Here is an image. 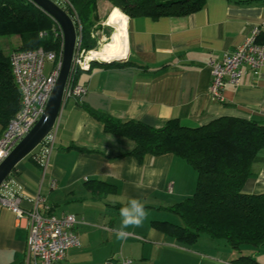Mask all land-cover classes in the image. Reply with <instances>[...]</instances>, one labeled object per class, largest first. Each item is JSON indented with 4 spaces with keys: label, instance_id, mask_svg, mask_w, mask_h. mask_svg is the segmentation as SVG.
Segmentation results:
<instances>
[{
    "label": "crops",
    "instance_id": "0c3cea01",
    "mask_svg": "<svg viewBox=\"0 0 264 264\" xmlns=\"http://www.w3.org/2000/svg\"><path fill=\"white\" fill-rule=\"evenodd\" d=\"M262 22L264 0H205L188 15L127 18V57L118 65L93 62L77 74L87 93L82 106L72 98L63 101L47 170L38 161L37 146L6 178L10 191L23 194L20 207H34L32 199L39 195L45 198L36 204L40 213L46 205L57 217L72 213L78 218L74 231L79 246L67 249L54 264H102L115 258H128L131 264H231L240 254L264 264L257 247L234 250L206 233L186 245L153 226L152 221L180 223L166 207L194 192L197 174L174 154H147L138 161L131 154L134 142L105 132L87 110L153 127L171 118L188 127L222 116L264 122V65L256 73L244 66L238 85L224 89V101L208 95L210 59H221ZM2 40L6 53L20 44L19 36ZM255 159L253 175L244 183L246 193L264 191V148ZM130 198L141 200L149 214L142 227L128 230L133 235L118 240L119 209ZM26 237L27 219L17 220L12 210L0 207V264H37Z\"/></svg>",
    "mask_w": 264,
    "mask_h": 264
},
{
    "label": "trees",
    "instance_id": "16d2710c",
    "mask_svg": "<svg viewBox=\"0 0 264 264\" xmlns=\"http://www.w3.org/2000/svg\"><path fill=\"white\" fill-rule=\"evenodd\" d=\"M103 1L69 0L80 21L81 47L85 50L95 49L97 40L91 34L104 28L101 22L113 8L117 7L127 18L141 15L155 18L188 15L201 9L205 2L106 0L109 7L104 17L99 18L98 5ZM66 12L72 15L71 8H66ZM54 26L52 19L30 2L0 0V38H20V44L13 50L41 47L57 51L61 42L53 32ZM41 31L46 35L40 37ZM257 41L264 44V29L260 30ZM8 53L0 46V132L20 109V94L13 80ZM106 64L118 65L120 62ZM87 110L101 122L105 132L131 139L134 142L131 154L138 161L147 154H174L186 161L197 174L194 192L166 207L179 217L180 223L152 221L158 230L186 245L206 233L212 239L224 240L230 248L238 251L242 246L264 247V191L258 194L243 191L244 183L253 175L252 163L258 151L264 148V122L222 116L205 125L188 127L171 118L162 126L153 127L136 119L119 120L103 112ZM230 262L261 264L245 254Z\"/></svg>",
    "mask_w": 264,
    "mask_h": 264
},
{
    "label": "built area",
    "instance_id": "2783aa9c",
    "mask_svg": "<svg viewBox=\"0 0 264 264\" xmlns=\"http://www.w3.org/2000/svg\"><path fill=\"white\" fill-rule=\"evenodd\" d=\"M25 1L33 4L29 0ZM54 2L59 4L65 11L66 8H71L72 15L69 16H71L76 28V44L70 71L63 88V101L72 98L75 102H81L87 93V88L84 84L78 83L75 77L81 71L89 70L93 60L86 59L89 50L81 47L82 28L72 4H70L69 0H56ZM52 21L55 24L52 28L53 32L61 42L57 51L38 47L30 50H11L8 53L13 80L20 94V109L14 116L9 118L6 127L1 131L0 162L6 158L9 152L29 132L42 115L56 83L63 55V35L58 24L54 19ZM261 29H264V22L260 25H255L243 42L231 51L225 52L221 59L218 61L210 59V81L208 84V95L210 98L217 102L224 101V89L228 85H238L244 66L256 73L264 65V44L257 41V36ZM94 34L93 32L91 37H94ZM44 35H46L45 31L39 33L40 37ZM84 53L85 55L83 56ZM52 129L37 145L41 147L40 153L37 155L38 161L44 170H47L49 154L53 147L54 134ZM55 185V181L52 180L50 186L53 188ZM22 196L23 194L20 191H10L9 182L6 179L0 184V207H7L12 210L17 220L27 219L26 244L28 252L33 256L37 264H54L63 260L67 249L80 244L74 231L78 218L72 213H62V215L57 217L51 212L50 207L46 205H44L46 212L40 213L36 204L38 202L44 204L45 198L39 195L32 199L34 207H20ZM131 263L132 261L128 258H115L107 259L102 264Z\"/></svg>",
    "mask_w": 264,
    "mask_h": 264
},
{
    "label": "water",
    "instance_id": "95a60500",
    "mask_svg": "<svg viewBox=\"0 0 264 264\" xmlns=\"http://www.w3.org/2000/svg\"><path fill=\"white\" fill-rule=\"evenodd\" d=\"M39 9L43 10L49 17L54 19L62 30V61L60 71L56 78V83L46 102V107L42 115L35 122L29 132L17 143V145L9 152L4 160L0 162V184L5 180L15 165L24 157L30 154L34 148L51 131L57 120L58 113L63 103V88L66 84L70 71L73 51L76 44V28L74 27L71 16L57 3L52 0H29ZM105 24V23H103ZM109 26L108 24H105ZM110 27V26H109ZM127 57V56H126ZM124 58L112 59L109 61H99L98 63H109L111 61H121Z\"/></svg>",
    "mask_w": 264,
    "mask_h": 264
},
{
    "label": "bare ground",
    "instance_id": "6f19581e",
    "mask_svg": "<svg viewBox=\"0 0 264 264\" xmlns=\"http://www.w3.org/2000/svg\"><path fill=\"white\" fill-rule=\"evenodd\" d=\"M108 14L104 22L112 27L114 31L104 44L88 52L86 55V59L88 60L109 61L124 58L128 53V39L126 36L127 16L119 11L118 8H113Z\"/></svg>",
    "mask_w": 264,
    "mask_h": 264
},
{
    "label": "clouds",
    "instance_id": "9594fccd",
    "mask_svg": "<svg viewBox=\"0 0 264 264\" xmlns=\"http://www.w3.org/2000/svg\"><path fill=\"white\" fill-rule=\"evenodd\" d=\"M148 211L144 203L138 198H130L127 203L119 209L120 226L114 229V234L118 240H126L133 233L129 229L143 226L148 217Z\"/></svg>",
    "mask_w": 264,
    "mask_h": 264
},
{
    "label": "rangeland",
    "instance_id": "374dc122",
    "mask_svg": "<svg viewBox=\"0 0 264 264\" xmlns=\"http://www.w3.org/2000/svg\"><path fill=\"white\" fill-rule=\"evenodd\" d=\"M109 2L104 0L103 3H100L99 7H103L102 9V13H101V17H104V13L107 11L108 7H109ZM105 21V18H104ZM104 21H102V23H105ZM102 27H104L103 29H96L95 31V39L97 40L96 42V47L95 48H99L102 44L105 43L106 39L111 35V33L114 31L112 27H109L105 24L102 25ZM4 40L0 41V46L3 49L4 52L7 51V44H5L3 42ZM90 51V50H89ZM85 55V53L83 54V56ZM119 61V60H118ZM115 61V62H118ZM114 62V61H111ZM257 253H259L260 255L264 254V247L259 248V250L257 251ZM258 258L260 256H257ZM260 260L264 261V258H259Z\"/></svg>",
    "mask_w": 264,
    "mask_h": 264
}]
</instances>
